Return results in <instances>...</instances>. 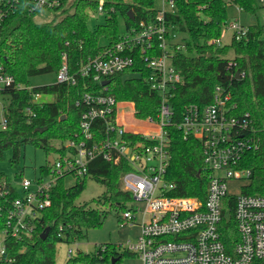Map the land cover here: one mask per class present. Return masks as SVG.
I'll return each mask as SVG.
<instances>
[{"label": "trees", "instance_id": "1", "mask_svg": "<svg viewBox=\"0 0 264 264\" xmlns=\"http://www.w3.org/2000/svg\"><path fill=\"white\" fill-rule=\"evenodd\" d=\"M69 1L68 7L63 8ZM99 1L61 0L60 7L55 10L60 11V18L48 23H35L38 12L30 11L27 3L17 5L7 13L0 26V64L4 72L13 77L14 86L21 85L23 89L11 87L0 92L9 98L2 108L6 127L0 129V159L5 151L11 150L13 163L25 145L31 144L46 152V164L40 168V173H47L48 156L62 152L64 144L79 133L80 109L75 102L86 92L105 93L117 102L133 103V114L137 119L155 118L159 95L150 89L149 72L137 67L110 77L105 91L91 79L80 77L73 86L54 83L27 90L30 78L57 74L63 55L69 73L75 75L82 63L114 46L131 27L140 22L149 23L155 17L154 0H102L105 21L90 30L87 26L89 14L96 12ZM174 2L173 13L165 16L166 25L169 34L178 37L177 42L183 49L175 52L172 58L173 67L180 74V83L175 90L178 98L173 105L175 116L166 128L169 138L166 178L176 184L170 196L205 199L209 173L203 164L201 145L194 138L184 139L177 124L184 106L210 103L215 86L229 89L238 113L250 114L259 147L247 153L241 162V167L250 169L252 174L243 189L245 194H264V23L257 19L249 24L246 38L241 41L231 39L225 46L208 44L221 37L229 7L236 6L243 14L255 17L260 7L255 0ZM119 19L123 29L119 27ZM229 52H232V58L227 57ZM230 61L234 65L228 67ZM237 72H243L245 76L235 78ZM33 95H50L53 101L39 103L33 101ZM125 138L135 140L138 137L125 135ZM130 169L124 160L114 165L98 157L89 163L87 175L73 186L66 187L64 179H60L50 193V207L40 213L36 232L27 240L8 239L6 257L10 262L2 264H57L59 243L80 242L85 238V231L103 223L104 214L97 209L76 204L86 179L91 178L104 188L94 200L96 204L109 205L121 213L131 196L120 190V178ZM0 179L3 178L0 176ZM14 197L15 193H12L8 198L0 199V231L5 222L2 212ZM233 207V198L223 200L222 221L218 227L228 252L238 240ZM46 229L47 235L42 239ZM130 257L120 246L105 244L93 253L78 250L67 263L120 264Z\"/></svg>", "mask_w": 264, "mask_h": 264}, {"label": "built area", "instance_id": "2", "mask_svg": "<svg viewBox=\"0 0 264 264\" xmlns=\"http://www.w3.org/2000/svg\"><path fill=\"white\" fill-rule=\"evenodd\" d=\"M154 1L153 21L131 27L114 46L82 63L75 75L69 73L63 55L56 83L73 86L77 77L88 78L105 91L107 85L103 86L102 82L109 81L110 77L136 67L146 70L150 74V89L159 95L155 118L137 119L132 113L126 121L122 105H131L133 112V103L117 102L105 93H83L75 102L80 109L79 133L64 144L62 152L50 155L52 163L48 162L47 173H40L34 181L21 180V195L5 179H0V199L15 193L9 207L2 212L5 222L0 231V264L10 262L6 257L8 239L27 240L36 232L40 213L50 207V193L57 182L67 177H72L75 183L83 179L89 163L98 157L114 165L124 160L131 167L120 178V190L131 196L133 205L121 212L119 224L134 225L138 217L141 223L136 240L120 246L131 255L129 259L138 264L264 262V194L244 193L243 188L252 174L250 169L241 167L245 155L258 149L259 140L250 114L237 112L229 89L215 86L212 101L207 105L184 106L177 124L184 139L194 138L201 145L203 164L209 173L204 201L170 196L176 184L166 178L169 160L166 128L175 116L173 105L178 99L175 90L180 83V74L173 67L172 58L183 46L177 42L175 34H169L166 25L165 16L173 13L174 0ZM255 1L264 8V0ZM22 3H27L32 12L55 11L61 0H0V26L7 13ZM102 6L100 0L96 12L102 14ZM233 7L238 16L225 26L231 39L241 41L246 38L248 25L256 21H243L241 9ZM208 44L220 46V38ZM232 65L230 61L228 67ZM244 76L243 72L235 74L238 79ZM11 87L23 89L21 85L14 86L13 77L6 74L0 64V92ZM32 97L36 101L40 96ZM5 127L3 117L0 129ZM125 135L138 138L126 139ZM99 137L102 139H97ZM229 180L246 182L238 196L227 194ZM227 197L234 199L233 219L238 233V240L229 252L218 231L223 200ZM76 251L69 247L66 261L61 264H68ZM120 264L133 263L123 261Z\"/></svg>", "mask_w": 264, "mask_h": 264}, {"label": "rangeland", "instance_id": "3", "mask_svg": "<svg viewBox=\"0 0 264 264\" xmlns=\"http://www.w3.org/2000/svg\"><path fill=\"white\" fill-rule=\"evenodd\" d=\"M70 1L63 7L67 8ZM238 14L234 7H229L227 11V22L232 18L237 17ZM241 19L247 23H253L257 19L259 22H264V8H260L257 11L256 17L242 14ZM60 18V11H40L34 17L35 23H48ZM105 21L104 15L98 12L90 13L87 26L90 30H93L97 25H102ZM119 27L123 29V22L119 19ZM231 33L227 31L226 26L222 28L220 37V46H225L230 43ZM228 58H232V52L227 55ZM56 83V74L50 73L45 75H39L32 77L28 80L30 88L40 87L44 85ZM53 101V97L50 95H41L36 102L49 103ZM9 102V98L0 94V122L3 118V110ZM122 112L126 114L124 119L129 121L132 112L131 105L123 107ZM13 153L11 150L4 152L2 159H0V176L10 184L18 195L22 194L20 182L23 179L34 181L40 177V168L46 164V152L31 144L25 145L21 150L19 158L15 162H11ZM64 184L67 187H71L75 184L72 177L64 179ZM227 194L229 196H238L241 193V188L246 185L244 180H229L227 182ZM104 191L101 184L97 183L91 178L86 179V184L83 192L76 201L77 205H86L89 208L97 209L100 213L104 214V220L101 226L85 231V238L75 244L59 243L56 247V262L61 264L66 261V251L69 247L74 250H79L84 253H93L99 246L105 244H114L117 246H125L127 243H133L139 235L141 218L138 217L134 225L126 224L120 226L118 223V217L121 214L115 208H111L109 205H98L94 202ZM133 202L130 200L125 203L127 208H130ZM142 210V208H141ZM124 262H131L138 264L137 261L132 259H124Z\"/></svg>", "mask_w": 264, "mask_h": 264}, {"label": "water", "instance_id": "4", "mask_svg": "<svg viewBox=\"0 0 264 264\" xmlns=\"http://www.w3.org/2000/svg\"><path fill=\"white\" fill-rule=\"evenodd\" d=\"M130 17H132V16L130 15ZM108 83H109V81H104V82H102V85L105 86ZM47 160L49 163H52V157L49 156ZM47 231H48V229H46L45 233L42 235V239H44L46 237Z\"/></svg>", "mask_w": 264, "mask_h": 264}]
</instances>
